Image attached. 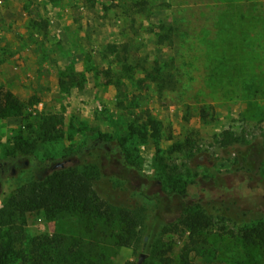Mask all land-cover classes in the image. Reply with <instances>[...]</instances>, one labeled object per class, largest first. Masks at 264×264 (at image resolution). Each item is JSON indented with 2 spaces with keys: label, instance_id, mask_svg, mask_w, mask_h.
<instances>
[{
  "label": "rangeland",
  "instance_id": "obj_1",
  "mask_svg": "<svg viewBox=\"0 0 264 264\" xmlns=\"http://www.w3.org/2000/svg\"><path fill=\"white\" fill-rule=\"evenodd\" d=\"M0 86L24 106L0 118L9 264H59L74 251L84 264H137L141 254L139 264H264L231 222L194 243L165 225L182 207L167 192L183 184L186 203L237 185L224 195L264 214V0H0ZM43 117L53 118L52 138L11 158ZM98 133L124 137L127 158ZM98 143L99 166L73 154ZM241 154L254 172L233 170ZM68 165L90 178L105 212L4 214L17 192ZM123 212L125 246L116 243Z\"/></svg>",
  "mask_w": 264,
  "mask_h": 264
},
{
  "label": "trees",
  "instance_id": "obj_2",
  "mask_svg": "<svg viewBox=\"0 0 264 264\" xmlns=\"http://www.w3.org/2000/svg\"><path fill=\"white\" fill-rule=\"evenodd\" d=\"M24 106L18 99L4 87L0 86V118L12 111H17L18 114L22 112ZM153 122H151V125ZM55 131L52 117H43L36 129L27 131L26 136L20 139L17 150L11 158L17 156L27 155L31 153L38 141L46 140L51 137V132ZM228 139V138H227ZM223 140V144H227L228 140ZM97 141L102 143L118 146L123 152V157L127 158L124 146V137L119 135L114 138L106 133H98ZM106 151L102 144L98 143L96 146H84L73 151V154L82 155L88 153L92 154L94 160L92 165L99 166L101 155ZM107 152V151H106ZM110 152H112L110 150ZM121 152V154H122ZM101 154V155H100ZM242 155V154H241ZM100 158V159H99ZM249 157L239 156L233 163V170L243 172H254V164L248 159ZM125 162V161H124ZM129 164V162H126ZM133 164V163H132ZM215 175H205V178H213ZM246 180V179H245ZM195 181H192L194 183ZM244 182L238 183L240 188ZM237 185L228 189L227 186L219 185V193L213 196L207 193L208 200L203 201L198 197L195 200L186 203L185 195L188 194L186 185H180L179 188H172L169 193H177L180 197L182 207L181 213L174 220V222H167L165 225L174 226L176 223L188 232L190 240H195V236H200L207 229L212 228L216 221L222 223H233L237 227L236 236L245 244L252 247H258L261 256L264 260V214L261 211L246 209L236 202L230 200L225 192H231ZM235 193V191H234ZM236 194V193H235ZM17 197H13L4 214L17 215L33 209L44 210L47 213L54 215L63 212H78L80 214H95L105 212L103 208V201L97 202V199L92 191V183L87 175L82 174L76 168V165H68L59 167L50 175L46 176L42 181H36L34 185L29 187L26 191H19L16 193ZM212 196V197H211ZM14 203V204H11ZM102 211V212H101ZM122 220H127L123 226L122 231L116 236V243L121 246L128 245L131 237L130 217L126 212H123ZM11 254V255H10ZM5 253L4 255L12 261V253ZM79 254V255H78ZM6 257H0V264H9ZM80 257V252L74 251L72 255L62 254L57 255V262H65L67 264H84L77 260ZM37 264H40L37 262ZM189 264V263H185Z\"/></svg>",
  "mask_w": 264,
  "mask_h": 264
},
{
  "label": "water",
  "instance_id": "obj_3",
  "mask_svg": "<svg viewBox=\"0 0 264 264\" xmlns=\"http://www.w3.org/2000/svg\"><path fill=\"white\" fill-rule=\"evenodd\" d=\"M142 257H143V254H141V256H140V258H139V260H138L137 264H139V263H140V261H141Z\"/></svg>",
  "mask_w": 264,
  "mask_h": 264
}]
</instances>
